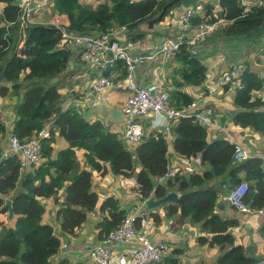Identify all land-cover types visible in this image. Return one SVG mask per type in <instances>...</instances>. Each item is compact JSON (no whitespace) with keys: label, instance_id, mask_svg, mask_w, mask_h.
<instances>
[{"label":"trees","instance_id":"trees-1","mask_svg":"<svg viewBox=\"0 0 264 264\" xmlns=\"http://www.w3.org/2000/svg\"><path fill=\"white\" fill-rule=\"evenodd\" d=\"M202 1L101 0L92 6L81 4L79 0H51L50 8L55 14L66 15L69 30L102 33L122 26L132 31L142 22L158 23L181 5H202L201 12L211 15L214 20L212 5L201 4ZM0 3V59H3L0 63V82L3 83L0 95L18 98L10 135L24 141L50 125L49 137L41 143L39 164L20 172L16 155H3L10 135L5 138L7 127L0 114V141L6 139L5 143H0V207L9 197L15 215L12 226L0 221V264H53L51 258L58 252L60 240L53 227L42 222L44 207L40 199L54 197L61 188L65 189L63 199L58 202L56 219L62 232L74 234L99 202L98 193L91 188L92 173L88 168L104 173L106 163L113 175L135 178L141 199L150 196L159 199L171 191L179 193L175 202L162 204L165 216L177 214L179 220L198 225L203 232L198 237L199 243L219 249L217 264H255L257 259L247 255L246 249L235 243L231 229L238 225V219L224 218L217 212L222 192L215 184H204L223 174L232 183L245 182L248 187L245 203L251 209L264 211L263 160L250 157L231 166L233 144L229 140L218 137L209 141L206 127L191 118H181L169 129L174 136L175 152L187 158L199 157L209 169L201 174H176L172 180L155 184V178L163 176L168 168L167 136L153 131L129 150L120 135L108 130L101 121L87 120L72 106L62 108L64 100L60 89L65 87L70 75L67 71L72 54L70 44L63 41L61 31L54 25L37 22L24 30L21 47H13L20 36L16 25L6 28V23L16 21L17 2L0 0ZM217 5L216 15L227 21L213 35L217 33L239 43L264 38V6L242 16L239 0H217ZM199 20V17L194 18L192 24ZM197 56L190 55L184 47L175 53L174 58L182 64V82L202 83L206 66ZM114 65L113 69L120 71L116 79L124 77L122 62L117 61ZM241 82L243 87L235 90L233 95V103L239 108L233 120L241 127L264 135V98L254 96L255 92L264 89V76L244 64ZM191 101L190 96L178 89L169 92V102L175 107ZM56 134L66 140L67 146L54 153ZM241 173L243 177H240ZM99 210L106 213L95 224L97 237L101 240L121 222L126 211L112 196L104 197ZM5 212L0 210V213ZM151 216L156 220L157 215ZM259 233L264 237V220ZM176 253L171 250L162 261L154 264H179ZM54 264L73 263L63 258Z\"/></svg>","mask_w":264,"mask_h":264},{"label":"crops","instance_id":"crops-1","mask_svg":"<svg viewBox=\"0 0 264 264\" xmlns=\"http://www.w3.org/2000/svg\"><path fill=\"white\" fill-rule=\"evenodd\" d=\"M100 1L101 0H79L81 4H90L92 6H95ZM182 7L183 5L177 7L165 16L159 24L155 25V27H159V29L161 28L160 24L162 25L160 31L163 32V36H157L159 38L154 41L149 38L148 40L150 44L148 45L143 42L142 46H140L139 42L142 41L133 40L129 34V32H133L128 29L121 30L120 27H115L111 30H121V32L118 33V38L120 40H133L135 42V48L133 50L135 54H146L149 52V49L153 47L151 46L152 44H157L165 36L180 31V25L178 24L176 17L177 12ZM217 9L219 10V8ZM212 11L215 12V10ZM45 13L46 12L38 15L36 21L42 23L50 22L54 19H49L50 21L41 20L45 19L42 18ZM201 14L204 15V12H201ZM54 17H57L61 23L66 25L68 24V18L66 15L56 14ZM212 35L213 34L205 39L211 37ZM19 36L20 39L18 40V43H20V41L23 42V38H21L20 34ZM256 42L259 44L260 50H264V38H260L256 40ZM240 44L242 45L241 48L245 49L248 43ZM70 49L72 54L68 62L67 69V71L70 72V75L68 79H66V83L67 81L68 83L65 84V87L60 89L61 94L69 93L78 95L83 91L89 90L91 82L98 76L104 75L116 78L120 74V71L113 69L115 65L103 64V61L100 58L82 61L80 59L81 45L70 44ZM238 51L239 49L235 52ZM262 52L264 53V51H261V54ZM216 55L217 54L213 57H209V60L204 63L206 69L213 72L214 79L220 77L229 65L236 63H241L243 65L246 64L251 71L256 73L261 72V76H264V68L261 71L258 66L262 65V59L259 60V58H256V60L252 62V60L248 59L245 52L229 57L221 54L219 56ZM221 57H223V59ZM2 60L3 59H0V63ZM181 66V62L176 60L174 56L158 57L154 61H146L143 64L138 65L133 73L134 79L138 84L160 83L164 85L168 93L172 90L178 89L190 96L192 99L197 98L201 100V103L211 105L214 109V116L213 125L206 127L208 140L212 141L215 138L222 137L230 142L238 141L245 147L251 157H260L264 162V135L251 130L249 127H241L235 124L233 120L234 114L239 110V108H237L233 103L234 91L223 89L222 91H216L214 94L206 96L202 83L200 85H192L182 82V79L176 72ZM122 68H124L123 63ZM124 70L126 75V69L124 68ZM1 84L3 83L0 82V85ZM108 95V101H103L98 108L87 111V113L83 116L89 121H101L108 130L116 132L120 135L123 128V116L121 115L120 117L119 115V119L115 118L111 113V109L114 108L115 110L121 112V107L125 100V93L123 91L111 89ZM254 96L264 98V89L262 91L255 92ZM65 98L67 99V97ZM65 98L63 99L64 101L61 105L62 108H67ZM17 102L18 98L10 97V94L4 96L0 95V114L7 127L6 139L10 135L14 126L16 119L14 106ZM140 121L143 125L144 136L153 131L162 132L167 136L168 164L171 167H176L177 170L179 169V175L186 176L192 173L201 174L209 169L206 163H196L194 161L195 158L193 157L190 158V162L193 160L191 164H187L185 161L187 157L175 152L173 147L174 136L171 135L169 129H167V124L162 115L149 112L145 116L141 117ZM5 138L0 141V143H5ZM66 146V140L56 134L55 141L53 143L54 153ZM129 147L134 149L135 144L132 146L129 145ZM82 159L84 158L82 157ZM81 165H83V161H81ZM104 167L107 169L104 173L91 170L87 167L92 173L91 188L94 192L98 193L99 202L94 210L87 214V220L75 230L74 234L70 235L62 232L59 229V224L56 219V212L60 206L58 202L63 199L65 189L61 188L54 197L40 199V202L44 207L42 222L51 225L54 229V234L60 240L59 250L51 258V262L53 264L63 258L68 259L73 264H94L89 258V251L100 241L97 237L98 230L96 229L95 224L106 215V213L102 214L100 212L99 206L104 197L107 196L116 198L119 202V206L126 212L134 211L140 219L145 218L150 224L149 236L151 240L154 242H166L170 245L171 250L177 251L175 255L179 259V264H217L219 249L217 247H209L207 245L199 246L196 243V238L201 235L198 225H193L189 222L179 220L177 214L172 215L171 217L165 216V208L162 204L154 208H148L146 201L153 196H150L147 199H141L140 195L136 191V181L134 177L113 175L110 172L108 163H106ZM240 177H243L242 173L240 174ZM212 179L214 182H219L221 179L228 178H226V175L223 174L222 176H217ZM154 182L157 184L164 183L166 181H163L161 177H157ZM237 185L238 183H232L227 180V185L224 187L222 195L218 200L217 212L224 218L238 219V225L231 229L235 236V243L242 245L246 249L247 255L257 259L255 264H264V237L259 233L260 224L264 220L263 215L258 213H240L224 200L230 191ZM227 188L230 189L228 194L226 192ZM152 214L157 215L156 220H153V217L151 216ZM3 215L5 217H2ZM14 220L15 216L12 221H9L7 220V212L0 213V221H3L7 226H12L14 224ZM193 226H195V232L198 234L197 237L193 232ZM111 249L113 260H115L119 252L124 249V246L121 244H113Z\"/></svg>","mask_w":264,"mask_h":264},{"label":"built area","instance_id":"built-area-1","mask_svg":"<svg viewBox=\"0 0 264 264\" xmlns=\"http://www.w3.org/2000/svg\"><path fill=\"white\" fill-rule=\"evenodd\" d=\"M18 16L15 22H7L6 28L16 25L18 33L23 38L24 30L31 24L36 23L38 15L49 12L51 0H16ZM242 8V16L252 12L255 8L263 7L264 0H239ZM201 5L183 6L177 12V21L180 31L165 36L159 43L149 49L146 54H135V44L131 39L120 40L118 33L126 30L125 26L119 31H105L102 33H78L69 30L66 24L61 23L57 17L50 22L42 24L54 25L61 31L63 41L69 44L81 45L80 59L88 61L101 59L103 64H115L121 61L126 69V75L122 79L110 76H98L91 84L90 89L78 95L66 93V105L72 106L82 115L91 109H96L103 101L109 100L111 89L123 91L125 100L121 107L123 116V128L120 137L127 145L138 144L144 136L143 125L140 118L152 112L162 115L167 124V129L181 118H191L204 127L213 125L214 109L211 105L201 103L200 99H192L186 105L175 107L169 102V93L160 83L138 84L134 79V70L138 65L146 61H154L158 57L175 55L181 47L192 56H197L201 42L211 34L219 31L225 24L226 19L211 15L201 14ZM2 4L0 3V11ZM200 17L197 24L193 25V19ZM8 33V32H7ZM20 39V37H19ZM23 42L20 41L18 48ZM64 43V42H63ZM62 44V43H60ZM223 59V57H221ZM99 63V62H98ZM244 65L241 63L231 64L217 79L213 78V72L206 69L202 85L205 95H212L216 91L229 89L232 91L243 87L241 76ZM49 130L44 128L27 140L21 141L16 135L11 134L8 138V148L3 152L4 156L15 154L20 172L26 168L39 164L41 156V143L49 137ZM233 150L230 157V165L235 166L251 155L238 141L231 142ZM195 158L200 163V158ZM191 164L190 158L185 159ZM179 170V169H178ZM176 167L168 164L166 173L160 176L163 181L174 179L178 173ZM247 184L239 183L224 198L234 209L240 213H258L263 215L262 209H251L244 201L247 192ZM138 215L134 211H128L121 222L110 230L97 245L89 251V258L94 264H154L162 261L171 253V247L166 242H154L151 240L150 224L145 218L137 222ZM121 244V250L113 260L112 245Z\"/></svg>","mask_w":264,"mask_h":264},{"label":"rangeland","instance_id":"rangeland-1","mask_svg":"<svg viewBox=\"0 0 264 264\" xmlns=\"http://www.w3.org/2000/svg\"><path fill=\"white\" fill-rule=\"evenodd\" d=\"M205 3L211 4L212 10H215V12H213V11L212 12L217 13V11H218L217 8H219L217 5V0H203L201 4H205ZM55 15L56 14L53 13L51 8H49V12H46L45 15L42 16V18H45V19H41V20H44V21H47L49 19L51 20L52 18H55L54 17ZM159 23L160 22L150 25V24H147V22H142V23L138 24L133 29L134 31L132 30L133 33L129 32L130 37L133 38V40L142 41V42H139L140 46H142L143 42L146 45H148V44H150V42L148 40L149 38L153 39V41H154L155 39L163 36V32L160 31L162 28V25L160 24V26H161L160 29H159V27H155V25H157ZM157 36H159V37H157ZM142 39H144V40H142ZM17 40H18V38H17ZM133 43L135 44L134 41H133ZM16 45L18 48L19 43L14 44L13 47H16ZM154 45H155V43H154ZM154 45L152 44L151 46H154ZM241 47H242V45L239 42L232 41L226 37H221V36H219V34L216 33V34L212 35L211 37L204 39L201 42L200 52H199L197 58H199L203 63H205L206 61L209 60V57H213L215 54H217L218 56L221 54V55H224L226 57H229V56H233L235 54L238 55L239 53L245 52L246 56H248V59L252 60V62H254L256 60V58H259V60L262 59V62L258 61V62H261V64H262V65H258L259 69L262 71L264 68V53L262 52V54H261V51H264V50H260L259 44L257 42H248L245 49H243ZM237 49H239V51L235 52ZM15 50H16V48H15ZM145 51H147V50H145ZM171 56H174V55H171ZM181 67L178 68L176 71L180 78H182V74L180 71ZM258 74L262 75L261 72ZM67 83H68V81H67ZM67 83L65 81V84H67ZM126 147L129 150H131V147H129V145L126 144ZM213 184H215V186L221 192H223L224 187L227 185V179H221L219 182H214L213 179L211 178L205 182L204 186L213 185ZM229 190L230 189L227 188V190H226L227 194H228ZM2 217H5V216L3 215ZM194 227L195 226H193L192 229H193V232L196 234ZM192 235L195 236L194 234H192ZM201 235H203V232H201ZM197 236H198V234H196V237ZM196 243L199 246L201 245V243H199V241H198V237L196 238Z\"/></svg>","mask_w":264,"mask_h":264},{"label":"water","instance_id":"water-1","mask_svg":"<svg viewBox=\"0 0 264 264\" xmlns=\"http://www.w3.org/2000/svg\"><path fill=\"white\" fill-rule=\"evenodd\" d=\"M65 94H62L61 99L65 98ZM264 111V110H263ZM111 113L113 114V116L115 118H120L121 117V112L115 110L114 108L111 109ZM120 115V117H119ZM118 116V117H116ZM178 199V193L175 191H171L169 193H167L164 197L156 199L154 197L149 198L146 201V205L148 208H154L160 204H163L165 202H175ZM0 210H5L7 212V220L12 221L14 219V212H13V208H12V200L9 198H5L4 199V203L3 205L0 207Z\"/></svg>","mask_w":264,"mask_h":264}]
</instances>
